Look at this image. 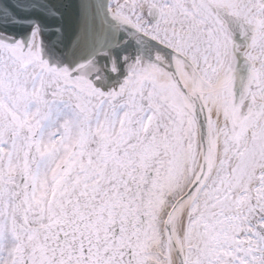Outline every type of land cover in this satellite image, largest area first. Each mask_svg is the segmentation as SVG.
<instances>
[{
  "label": "snow or ice",
  "instance_id": "obj_1",
  "mask_svg": "<svg viewBox=\"0 0 264 264\" xmlns=\"http://www.w3.org/2000/svg\"><path fill=\"white\" fill-rule=\"evenodd\" d=\"M0 264H264V0H0Z\"/></svg>",
  "mask_w": 264,
  "mask_h": 264
}]
</instances>
